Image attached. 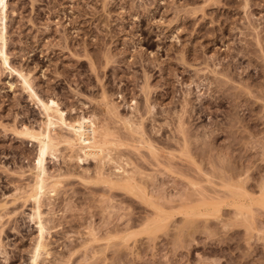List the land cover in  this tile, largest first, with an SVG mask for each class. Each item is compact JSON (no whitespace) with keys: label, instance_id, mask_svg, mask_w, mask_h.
<instances>
[{"label":"rangeland","instance_id":"obj_1","mask_svg":"<svg viewBox=\"0 0 264 264\" xmlns=\"http://www.w3.org/2000/svg\"><path fill=\"white\" fill-rule=\"evenodd\" d=\"M9 4L13 65L70 118L111 128V157L142 188H111L96 160L63 148L47 165L61 184L44 197L51 254L40 264H264V0ZM42 120L0 61V264H29L37 241L38 145L15 128ZM115 163L105 173L115 177Z\"/></svg>","mask_w":264,"mask_h":264},{"label":"bare ground","instance_id":"obj_2","mask_svg":"<svg viewBox=\"0 0 264 264\" xmlns=\"http://www.w3.org/2000/svg\"><path fill=\"white\" fill-rule=\"evenodd\" d=\"M9 2L10 0H0V61L4 70H7L12 78L14 77L20 82L23 90L27 93L33 104H35L39 108L43 117L42 124L39 128H35L33 125H29L26 123H23L20 127L15 128L18 138H29L32 141L36 142L38 145V154L33 168L34 170H36L33 178L34 182H32V191L28 195V199L33 203V212L31 213V218H33L34 221L36 220V228L38 233L36 238L37 241L32 251V256L29 264H40V260L43 255L51 254L49 244L47 242L48 235H50V227H47L44 215L45 213L42 209L43 205H45L44 197H54L57 194L59 185L61 184V180L57 177V175L50 173L47 165L49 159H57L58 154L62 152L63 148L64 150H68L70 152L68 153L70 161H74L75 159L79 163L84 162L85 159L88 160L89 158L96 160L98 165L97 168H95L96 171L94 172V176H97L95 179L102 180L111 188H119L123 191L125 190L129 193H133V195L135 194L137 197L141 196H139L138 193L142 188L140 187V189H137L139 184H137V180H135V175L134 177L132 174L130 175V172H128V170H124V166L123 169L121 166H119L120 163H118L116 160L114 161V158L111 157L112 153L110 154V147L111 144L114 143V139L111 140V128L103 125L106 128L102 129L103 126L100 125V129L96 124L94 117L91 118L82 115L78 118H70L68 116V113L61 107V104L56 99L43 98L37 92L32 72L26 71L23 68L15 67V65H13L8 47V20L10 11ZM107 104L110 112H112L115 117H117V119H120V121L123 122L125 128L129 131H127L128 134L131 133V136H133L134 134H139V138L141 139L142 143L143 141H145V143L148 142V146L151 147L150 149H155L154 144H152L153 142L151 143L146 140L145 132L141 130V124L138 125L139 122H135L133 119L134 117L129 115L122 116V114H119L118 106H116L115 103L111 104L110 102H108ZM106 160L108 164L106 163ZM114 162L118 163H115V165H118V167L115 166V177H113L112 175L113 172L111 173V175L105 173L107 171L105 168L106 164L109 165V163L113 164ZM104 168L106 171L104 170ZM144 195L145 194H143V196ZM5 205L6 203L0 204L1 210H4L6 208ZM240 205L241 207L239 211L241 212V214L245 213L248 207L246 208V206H244V203L242 202ZM236 206L239 207L238 204ZM193 210L194 209L190 208V210H188V212L186 210L184 214L193 213L192 215H197L196 210V214L193 212ZM200 212H198V214H200ZM1 216L3 215H0V218ZM164 217L165 216H162L155 221L146 222L144 229H146L148 232H153V228L155 226L157 227L159 225H162V223L168 220V218L165 220ZM129 235L135 234L131 233ZM125 239L127 238L125 237Z\"/></svg>","mask_w":264,"mask_h":264}]
</instances>
